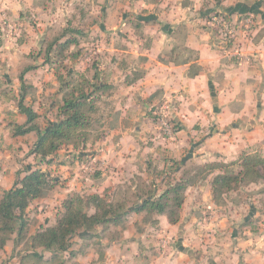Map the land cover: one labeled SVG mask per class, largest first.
I'll return each mask as SVG.
<instances>
[{"label": "rangeland", "instance_id": "374dc122", "mask_svg": "<svg viewBox=\"0 0 264 264\" xmlns=\"http://www.w3.org/2000/svg\"><path fill=\"white\" fill-rule=\"evenodd\" d=\"M47 1L51 2L37 1L39 10L28 9L16 28L0 27V46L11 52L0 56V198L27 170L42 169L54 179L53 188L33 200L26 211L24 241L17 243L14 232L0 247V264H19L25 254H29L28 264H104L105 246L113 241L125 245L126 252L125 257L114 258L113 253L111 258L125 264H218L219 255L231 256L235 237H262L264 182L242 184L218 198L217 205L211 203V182L221 170L212 178L201 173L207 163L194 155L199 139L178 134L183 124L174 113L176 99L162 97L158 91L157 100L149 95L138 100L130 86L146 66L147 49L160 45V59L176 56L167 47L171 35L163 25L154 27L153 22L139 20L151 9L139 0ZM146 1L148 5L160 0ZM158 8L151 11L156 13ZM258 25L256 21L251 26ZM209 28L222 39L220 29ZM259 34L257 39L264 35V28ZM67 41L71 43L66 46ZM176 59L182 61V57ZM81 93L88 96L85 111L91 125L74 138L76 145L64 143L46 158L33 153L37 133H17L19 126L27 124V114L19 107L22 94L24 104L37 114L34 122L45 130L50 122L64 118L65 100ZM235 162L232 168L238 171L240 163ZM179 182L190 185L175 224L169 220L171 208L165 214L132 212L108 227L79 231L71 237L69 250L58 254L60 258L47 261L52 253L34 245L33 235L55 226L64 202L73 195L99 194L109 202L126 201L133 206L150 195L159 198ZM86 209L93 213L95 207L88 204ZM185 225L190 228L188 241L182 233ZM184 249V255L180 254ZM32 252L44 258L38 262Z\"/></svg>", "mask_w": 264, "mask_h": 264}, {"label": "crops", "instance_id": "0c3cea01", "mask_svg": "<svg viewBox=\"0 0 264 264\" xmlns=\"http://www.w3.org/2000/svg\"><path fill=\"white\" fill-rule=\"evenodd\" d=\"M37 1L40 0H0V27L16 28L18 21L26 19L23 14L28 9L39 10ZM139 1L151 10L159 7L158 12L150 10L139 20L145 24L153 22L154 27L163 25L171 35L167 47H172L176 56L172 60L160 59L163 49L160 45L147 49L146 66L130 84L137 99L149 95L151 100H157L158 91L162 97L176 99L179 105L176 104L174 113L183 124L178 134L199 139L194 155L204 163H240L247 154L264 156V35L257 39L264 28V0H160L159 3L150 0L148 5L146 0ZM214 10L223 11L237 22L233 42L214 37L209 28ZM205 13L209 15L206 17ZM249 13L260 26L247 24L246 28L251 29L243 28L241 20ZM3 38L11 42L6 35ZM5 47L0 46V56L11 53ZM12 50L18 54L14 46ZM177 57H182V61ZM185 227L182 233L188 241L190 228ZM255 236L235 237L231 256L221 254L215 260L218 264H264V246L258 245L264 235L256 236L262 239L259 241ZM185 250L180 254L184 255ZM105 251L104 264H125L120 258H111L113 253V257H125V245L113 241L106 244Z\"/></svg>", "mask_w": 264, "mask_h": 264}, {"label": "trees", "instance_id": "16d2710c", "mask_svg": "<svg viewBox=\"0 0 264 264\" xmlns=\"http://www.w3.org/2000/svg\"><path fill=\"white\" fill-rule=\"evenodd\" d=\"M213 12L217 14L218 10ZM69 43L71 42L67 41L64 44L67 46ZM25 71L21 74V81H24ZM24 97L25 94H22L19 107L27 114V124L19 126L17 133L24 135L35 131L37 140L32 152L41 155L43 158L56 153L64 143L76 145L73 141L74 138L84 134L82 131L88 125H91V121L86 117L85 108L88 103L86 102L88 96L85 93L66 99L63 105L64 118L50 122L45 130H41L34 122L37 114L31 107L24 104ZM93 107L92 102H90L89 110H92ZM83 139H87V136L84 135ZM235 164V162H211L204 164L200 169L201 173L207 177L216 170H221L211 182L212 195L217 204L220 203L218 198H221L226 192L238 189L242 184L264 182V156L262 154L244 155L240 161V170L238 171L232 168ZM53 180L42 169L27 170L25 176L18 178L14 185L3 193L0 198L1 248L5 247L9 236L14 232L18 235L16 238L17 243L24 241L27 236L26 211L33 200L45 196L53 188ZM189 185L190 182H179L159 198L150 195L141 203L133 206H127L126 201L109 202L106 197L99 194H93L87 198L81 194L73 195L64 202V210L58 218L57 224L41 229L33 235L32 240L34 245L43 247L52 253L51 258L47 260L50 261L60 258L59 253L69 250L71 237L79 231L90 233L99 225L108 227L110 224L119 223L125 215L132 212L156 211L158 214H165L168 212V208H171L169 220L175 224L178 222L177 210L184 203V191ZM88 204L94 205L95 210L93 213L87 212ZM174 213L176 214L174 215ZM28 255L21 256L20 264H28L26 260ZM30 255L36 256L38 262L44 258L37 252H32Z\"/></svg>", "mask_w": 264, "mask_h": 264}, {"label": "built area", "instance_id": "2783aa9c", "mask_svg": "<svg viewBox=\"0 0 264 264\" xmlns=\"http://www.w3.org/2000/svg\"><path fill=\"white\" fill-rule=\"evenodd\" d=\"M210 20H211L212 26L217 29H220V33L224 34V36H221L222 38L221 40H228L230 43L236 39L235 37L236 28L235 27L237 26V22L235 23L232 20H230L228 16H226L225 13L220 12V11L217 14L214 13L211 16ZM254 20H255L254 16L249 13L243 16L241 23L247 27V24L248 26H251L252 23L254 24ZM165 125L168 131L170 132V128L167 122H165Z\"/></svg>", "mask_w": 264, "mask_h": 264}]
</instances>
